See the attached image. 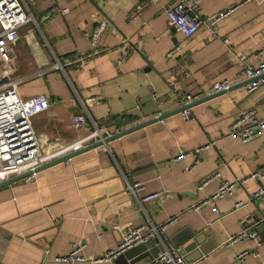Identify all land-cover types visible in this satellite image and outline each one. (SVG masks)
Returning <instances> with one entry per match:
<instances>
[{
    "label": "crops",
    "instance_id": "crops-1",
    "mask_svg": "<svg viewBox=\"0 0 264 264\" xmlns=\"http://www.w3.org/2000/svg\"><path fill=\"white\" fill-rule=\"evenodd\" d=\"M24 1L36 24L20 28L10 63L0 61V87L19 81L21 98L47 95L49 108L32 118V127L40 146L55 157L93 143L89 125H70L83 112L81 100L96 98L87 106L88 122L112 134L180 109L186 96L200 97L219 80L242 78L241 64L222 39L211 37L210 28L201 26L186 38L170 24L165 9L174 0ZM189 1L199 2L197 12L206 20L233 9L213 29L248 64L264 61V0ZM60 8L70 11L62 15ZM105 20L108 28L94 43L92 32ZM175 47L179 52L168 57ZM242 82L191 107L188 119L183 113L168 116L45 168L31 182L0 188V264H131L120 254L101 258L127 230L151 221L165 225L160 249L187 240L178 245L186 248L200 236L195 248L180 254L186 264H264V242L258 246L264 239V197L255 196L264 180L236 185L232 195L194 208L224 180L264 170V135L248 143L229 136L231 122L243 111L256 109L264 119V84L247 93ZM197 148L199 163L190 169ZM127 181L145 189L129 195ZM150 193L158 195L141 199ZM247 214L257 238L230 244ZM79 241L85 243V261L55 260ZM246 250L258 255L237 260Z\"/></svg>",
    "mask_w": 264,
    "mask_h": 264
},
{
    "label": "built area",
    "instance_id": "built-area-1",
    "mask_svg": "<svg viewBox=\"0 0 264 264\" xmlns=\"http://www.w3.org/2000/svg\"><path fill=\"white\" fill-rule=\"evenodd\" d=\"M198 1L190 2L189 0H174L170 3L166 9L167 18L174 28L186 38L192 37L201 26L210 28V35L213 39H222L225 47L228 48V53L231 54L234 61L238 62L242 66V78L237 81L229 79L219 80L215 82L210 90L205 91L200 97H193L191 95L186 96L183 99V105H188L201 97L217 94L219 92H229L237 85L238 82L250 80V82L243 85L247 93L255 91L261 84H264V61L258 66H253L247 63L246 56L240 52L232 50V41L223 35H220L218 31L213 29L214 25L226 16H228L233 9L221 11L210 20H206L200 16L197 12ZM69 8H60L58 13L65 15L69 13ZM35 23V19L29 10L28 4L24 0H0V61L7 64L10 63V55L15 50L16 42L20 37V28L28 23ZM108 28V21H103L93 32L92 40L96 43L99 40V36ZM128 41V40H126ZM179 48L175 47L167 52L168 57H173L175 53L179 52ZM259 53L258 55H260ZM180 72L179 74H181ZM19 81H13L10 84H6L0 87V182L5 181L11 176L22 174L25 171H34L40 167L41 164L50 162L59 157H55L50 148L43 149L40 146L36 132L32 127V118L45 112L49 108V99L47 95L41 93L39 95L21 98L17 93L16 87ZM152 98L159 105L163 104L161 95L157 92L152 94ZM96 98H90L87 100H81V106L83 112H77L71 118L70 125L73 129L84 127L89 125L93 129V143L95 141H104L106 138L111 137L115 133H109L104 128L98 125L97 122L88 120L90 115L87 110V106L94 104ZM190 109H186L183 112V118L188 119ZM162 113H158V116ZM91 120V119H90ZM126 130V129H125ZM123 131L120 130L118 132ZM264 135V119H259L256 116L255 110H246L241 112L236 119L230 124L229 136L239 139L243 143L256 139ZM80 149V148H79ZM202 151L201 148L195 149L193 155L195 157L194 164L190 169H195L198 161V154ZM187 153H182L180 156H185ZM70 160V159H69ZM69 160L65 161L68 162ZM37 173L24 178L28 183L35 179ZM219 175L216 173L213 176L207 178L201 185L204 187L208 182L217 178ZM125 180V176H124ZM249 180H264V170H258L257 172L236 180H224L220 187L210 196V199H205L200 205L194 206L197 209L199 206L205 203L220 199L223 196L232 195L233 189L236 185L244 184ZM129 195L139 196L145 187L139 183L130 185L127 181V188ZM158 193H150L141 197L143 201H150L154 199ZM255 196L264 197V184H261ZM241 203L237 204L240 206ZM264 220V218H263ZM242 229L239 234L232 236L229 239V243L241 242L246 239H256L257 233L252 229V216L250 214L245 215L242 220ZM165 225H155L152 221L148 224L133 227L124 233V236L115 250H110L105 253L101 259H115L122 252L133 248V246L149 243L151 240L159 239L160 232L164 230ZM119 229V225L113 226V230ZM264 242V239H259L258 246ZM85 247L83 242H74L70 252L62 256L56 257L58 262H80L85 261L86 257L82 254ZM243 251L236 259L241 261L248 254L256 257L257 251ZM145 264H186L178 248L172 246L165 249H161L156 257H153L151 261Z\"/></svg>",
    "mask_w": 264,
    "mask_h": 264
},
{
    "label": "water",
    "instance_id": "water-1",
    "mask_svg": "<svg viewBox=\"0 0 264 264\" xmlns=\"http://www.w3.org/2000/svg\"><path fill=\"white\" fill-rule=\"evenodd\" d=\"M261 77H264V74L261 75ZM248 82H250V80L243 81L242 85H244ZM220 93H222V92H219L217 94H212L209 96L201 97V99H198V100H196V101H194L188 105H183L180 109L173 110L170 112H166V114H162L158 117H154L152 119H149L146 122H143V123H140V124H137L134 126H130V128L123 130L121 132L115 133L111 137L106 138L104 141H95V143H91L90 145H86L84 147H81L80 149H77V151L69 152V153L64 154L62 156H59V158H57V159H54L50 162L41 164V166L36 168L34 171L29 170V171L23 172L22 174L11 176L8 179H6L5 181L0 182V188L6 187V185H10L14 182L24 180L25 177L31 175L32 173H38V172H41V170H43L45 168H49V167L55 166L61 162H65V161L77 156V154L93 150L96 147L107 144L108 142L112 141L115 138H118V137H121L125 134H128L131 131L141 129L150 123H153V122L158 121V120L166 119V117L177 114V113H183L186 109H191V107H193L197 104H201V102L209 100V99L213 98L214 96H218ZM192 235L193 234L189 235L188 238L191 239L190 237ZM199 237L200 236H193V239H192L193 242L190 245H187L186 248L180 249L178 245H180L181 243H185L187 240L183 241V242H175L176 247H178V252H180V254H184L185 252H187L188 249L195 248L196 244L199 243ZM160 250L161 249L159 246V241L157 239H154V240H151V242H149V243H144V244H139V245L133 246V248L128 249V250L124 251L122 254H120L118 259L126 258L128 261H130L131 264H134V262H136L140 259L146 258L148 256H150L152 258L156 257Z\"/></svg>",
    "mask_w": 264,
    "mask_h": 264
}]
</instances>
